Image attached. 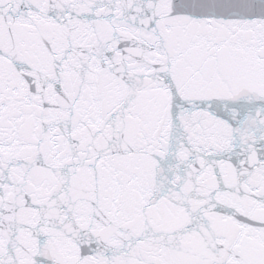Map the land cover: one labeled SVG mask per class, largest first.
Listing matches in <instances>:
<instances>
[{"label": "snow or ice", "instance_id": "snow-or-ice-1", "mask_svg": "<svg viewBox=\"0 0 264 264\" xmlns=\"http://www.w3.org/2000/svg\"><path fill=\"white\" fill-rule=\"evenodd\" d=\"M0 264H264V0H0Z\"/></svg>", "mask_w": 264, "mask_h": 264}]
</instances>
